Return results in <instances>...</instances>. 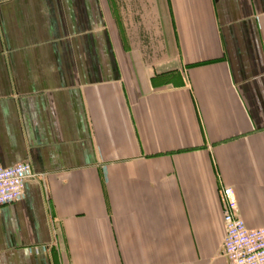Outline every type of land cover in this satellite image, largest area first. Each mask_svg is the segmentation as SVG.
<instances>
[{
	"label": "crops",
	"instance_id": "obj_1",
	"mask_svg": "<svg viewBox=\"0 0 264 264\" xmlns=\"http://www.w3.org/2000/svg\"><path fill=\"white\" fill-rule=\"evenodd\" d=\"M0 264H227L219 189L264 227V0H0Z\"/></svg>",
	"mask_w": 264,
	"mask_h": 264
},
{
	"label": "built area",
	"instance_id": "obj_2",
	"mask_svg": "<svg viewBox=\"0 0 264 264\" xmlns=\"http://www.w3.org/2000/svg\"><path fill=\"white\" fill-rule=\"evenodd\" d=\"M29 162L0 166V206L22 195L24 182L34 177ZM225 236L222 243L227 264H264V227L248 228L236 213L234 190L219 189Z\"/></svg>",
	"mask_w": 264,
	"mask_h": 264
}]
</instances>
